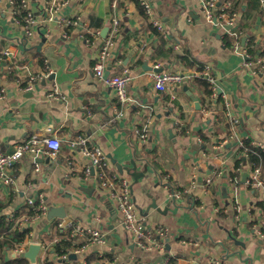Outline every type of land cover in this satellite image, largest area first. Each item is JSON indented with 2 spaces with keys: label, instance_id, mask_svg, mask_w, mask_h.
<instances>
[{
  "label": "crops",
  "instance_id": "1",
  "mask_svg": "<svg viewBox=\"0 0 264 264\" xmlns=\"http://www.w3.org/2000/svg\"><path fill=\"white\" fill-rule=\"evenodd\" d=\"M10 1L20 4L0 0V143L11 152L15 144L38 135L56 137L62 147L47 164L44 154L24 155L11 170L12 186L0 185V218L9 224L0 234V264H15L30 244L41 247L35 264H264V239L258 236L264 233V197L242 180L246 173L238 184L231 181L234 170L249 162L239 154L236 140L227 139L225 116L229 104L239 120L237 139L264 145V92L235 51L232 29L203 21L201 0H145L164 25L163 34L136 0H23L24 13L35 19L27 39L23 16L20 21ZM218 5L236 15L239 45L249 56L263 54L264 0H218ZM112 18L119 26L105 72L112 77L128 71L125 104L94 75ZM46 65L51 75L35 82L33 91L16 84L20 79L24 85L29 73L40 74ZM157 65L174 72L208 67L220 91L209 97L197 80L178 88V100L170 103L168 94L153 90L149 74ZM4 66H11V72ZM54 86L60 100L46 98ZM178 121L183 123L179 136L174 130ZM142 128L148 130L144 143L135 134ZM75 136L102 150L111 176L128 180L146 227L169 228L174 239L164 244L163 253L136 247L97 182L84 179L87 161L67 145ZM114 162L128 168L134 162L141 173L147 165V170L134 181L120 174ZM259 166L264 180V164ZM209 177L212 182L206 185ZM172 192L183 196L172 203ZM39 197L48 208L64 207L65 218L34 216L25 202ZM152 201L157 208H149ZM67 221L99 228L103 244L88 245L75 260H58L54 248L67 232L56 224ZM21 229L28 231L22 243L2 247Z\"/></svg>",
  "mask_w": 264,
  "mask_h": 264
},
{
  "label": "built area",
  "instance_id": "2",
  "mask_svg": "<svg viewBox=\"0 0 264 264\" xmlns=\"http://www.w3.org/2000/svg\"><path fill=\"white\" fill-rule=\"evenodd\" d=\"M139 2L144 10V14L151 19L152 27L158 33H165L164 25L155 17V13L151 5L145 0H136ZM19 7L24 11L26 4L23 0H19ZM10 4L17 6V3L10 1ZM202 19L208 24H214L216 26L225 27L232 29L231 35L236 39L234 49L242 56L244 60V66L251 72L253 77L258 80V84L261 86L264 92V53L257 54L254 58L250 57L245 46L239 45V38L242 36L241 32L237 30V17L234 13H229L227 6L218 5V0H201ZM18 7V6H17ZM52 17H48V21H51ZM25 36L27 39L31 38V29L35 24V19L29 13H26L24 19ZM118 19L112 18L109 25V31L101 45L99 54L94 64V75L95 77L104 82L109 88H111L117 101L121 104H125L129 99L126 92V87L129 84L131 78L128 71L124 70L122 74L104 78L105 70L107 68V62L111 58V47L113 46V38L118 32ZM235 30V31H234ZM230 33V31H227ZM96 34H99L98 32ZM249 40V39H248ZM248 40L246 42L248 43ZM5 57L8 59L12 58V54L8 51L4 52ZM7 73L11 72V66H4ZM26 69V68H25ZM51 75V70L46 65L44 70L40 74L29 73L26 78V82L22 85L20 79L16 80V84L23 89L25 92H31L34 90V83L38 80L47 79ZM153 90L157 93H166L170 97L169 102L173 103L178 100L175 91L184 85L191 82L200 80L208 84L211 92L210 97L215 98L218 83L217 80L212 76L208 67L199 68L195 67L191 71L174 72L171 70H161L160 66H155V70L149 74ZM3 92V91H2ZM4 98L0 93V99ZM48 99L60 100L61 95L59 94L57 87H53L47 93ZM226 119L229 127L228 140H236L235 144L239 149L241 157L248 158L249 149L244 147V141L237 139L236 129L239 124L238 117L233 113L229 104H226ZM119 113L118 116H122ZM177 135L182 134L183 123L178 121L174 128ZM136 136L140 139L141 143H144L148 138V130L146 128L135 129ZM68 148L71 152L81 155L87 161V164L83 170L84 179L88 180L93 178L97 182V188L103 195L109 200L114 206L116 214L119 218L120 226L124 229L125 233L131 238L132 242L136 247L142 250H155L156 252H164V244L169 240L174 239L170 230L166 226H155L148 228L143 222L140 212L137 210L135 202L131 194V186L128 180L123 177L111 176L107 171L106 158L102 150L93 144L90 139L84 136H75L70 138L67 142ZM222 146V145H221ZM253 148L264 151V145L262 143H251ZM61 141L56 137H46L32 135L27 139L15 144L11 152H5L0 143V185L5 187H11L14 183V175L11 170L19 163L20 159L24 155L32 156L33 158L38 157L41 154L46 155L50 159H55L61 151ZM244 168L237 167L234 172V176L231 181L234 184H238L241 174L244 175V181L246 185L257 189L261 192L264 197V180L262 178L260 166L253 163H247ZM67 168L73 170V162H67ZM39 168H35V171H39ZM75 172H72V175ZM212 182V178H207L205 184L208 185ZM183 196V192H172L171 199L180 200ZM27 210H30L34 216H45L48 211V206L39 197L37 201L32 198H28L25 202ZM60 231L67 232L66 240H70L73 246L67 253L58 255V260L67 261L70 254L78 255L88 245L103 244L104 239L101 230L97 227H91L79 222H59L56 224ZM258 236L264 239V233L258 232ZM21 252V249L16 250ZM215 264H220L218 261ZM163 264H170V261H164Z\"/></svg>",
  "mask_w": 264,
  "mask_h": 264
},
{
  "label": "trees",
  "instance_id": "3",
  "mask_svg": "<svg viewBox=\"0 0 264 264\" xmlns=\"http://www.w3.org/2000/svg\"><path fill=\"white\" fill-rule=\"evenodd\" d=\"M18 6V7H17ZM16 8L18 9L19 13H20V16H19V20L22 21V16H23V23H24V15H26L24 13V11L19 7V5L17 4ZM252 40H248V45L250 46V43H251ZM249 52L251 54H253L255 51L254 49H252V47L250 46L249 47ZM200 82V80H199ZM205 85V89H206V94L207 96L210 97L211 95V92L209 90V86L206 82L202 81ZM244 147L248 148L249 149V156L248 158H246L248 160V162L250 163H253L255 165H260L261 163L264 164V151H261L259 149H256V148H253L251 146V143L250 141H246L244 140ZM242 160V159H241ZM240 160V161H241ZM243 161V160H242ZM241 161V162H242ZM246 164V163H245ZM9 228V224L6 222V219L4 217H1L0 218V234L1 233H5ZM28 234V231L27 230H24V229H21L19 231H15L12 233V235H10L9 237L10 238H7L8 240H6L4 243H2V247H4V245H8L7 247H13L15 246L16 244H20L24 241L25 239V236ZM66 236H64L63 238H61V241L59 243H57L55 245V248H54V251L56 254L58 255H61V254H64V253H67L68 251L71 250L72 247H75L72 245V243L70 242V240H66L65 238ZM108 258V257H107ZM109 261L111 260L110 258H108ZM26 262L24 259L20 258V259H17L14 261L15 264H22ZM171 264V263H170Z\"/></svg>",
  "mask_w": 264,
  "mask_h": 264
},
{
  "label": "water",
  "instance_id": "4",
  "mask_svg": "<svg viewBox=\"0 0 264 264\" xmlns=\"http://www.w3.org/2000/svg\"><path fill=\"white\" fill-rule=\"evenodd\" d=\"M103 32H105V30H103ZM109 76V72H105V75H104V78H107ZM220 90H217V92H219ZM195 102V106H196V110H199V106H198V103L197 101L192 98ZM50 161V158H46L44 160V162L47 164L49 163ZM39 162H41V160H39ZM58 164H60L58 162ZM118 172L120 174H122L123 172H126L127 175H129L131 178L134 179V181H137L139 178L143 177L145 175V172L147 170V165L144 166V170L143 172H137L136 171V166H135V163L134 162H131V168H128V167H122L121 165L119 164H116L114 162ZM242 180L244 181V176L242 177ZM85 192L89 193L91 190H88V189H83ZM222 192H223V197L226 198V190L225 188L222 189ZM172 203H174V199H172ZM149 208H157L154 201H152L151 205L149 206ZM148 208V209H149ZM147 209V210H148ZM65 215H66V212H65V208L64 207H49L48 211H47V219L48 220H51V219H54V218H57V219H64L65 218ZM41 247L40 245H37V244H30L27 248V250L23 253H20L19 254V258H23V259H26L28 260L31 264H35L36 263V257L40 251ZM168 249V246H166V250ZM69 260H75V255L74 254H70L69 255Z\"/></svg>",
  "mask_w": 264,
  "mask_h": 264
}]
</instances>
